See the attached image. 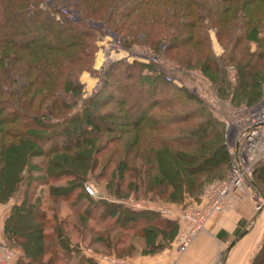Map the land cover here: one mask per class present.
<instances>
[{
	"label": "trees",
	"instance_id": "obj_1",
	"mask_svg": "<svg viewBox=\"0 0 264 264\" xmlns=\"http://www.w3.org/2000/svg\"><path fill=\"white\" fill-rule=\"evenodd\" d=\"M52 1L0 0V204L14 200L4 236L24 250L17 264H52V256L44 259L52 251L102 264L81 256L68 237L74 213L81 225L109 221L96 231L107 248L122 242L110 235L119 228L144 236V251L155 252L161 246L155 239L173 237L178 221L94 201L86 189L91 173L102 164L96 178L107 181L116 199L133 194L188 206L185 199L201 201L205 185L228 173L225 122L161 72L144 73L145 63L113 62L99 93L83 97L80 75L91 70L98 49L94 23L125 42L137 38L155 48L165 44L169 55L187 52L181 65L198 67L230 102L253 105L264 89V0ZM60 3L74 5L77 20ZM212 33L224 63L213 56ZM227 65L236 71L234 81ZM107 88L113 93L101 97ZM110 104L118 111H99ZM253 178L264 196V160ZM34 184L47 189L33 197ZM66 209L69 215L60 216ZM254 264H264V242Z\"/></svg>",
	"mask_w": 264,
	"mask_h": 264
},
{
	"label": "rangeland",
	"instance_id": "obj_2",
	"mask_svg": "<svg viewBox=\"0 0 264 264\" xmlns=\"http://www.w3.org/2000/svg\"><path fill=\"white\" fill-rule=\"evenodd\" d=\"M53 3L52 0H47V2ZM61 10L64 14H68L70 17V14L65 12L66 10H71L74 14H76V18L78 17V11L77 8L74 5H59ZM65 8V9H64ZM77 20V19H76ZM94 25L97 27L96 30V44L98 46V49L96 50L93 65L91 70L87 72H83L80 75V81L83 84V97H90L93 94L99 93V91L102 89V86L104 84V79L106 76L107 71L110 69L111 65H113V62L115 61H125V62H138V63H145L148 67L144 68V73H152L154 75L160 74L165 78L166 81H171L174 84H177L179 86H184L188 90H190L193 94L199 96L204 103L209 107L211 112L215 117H217L219 120H222L223 113L228 110L230 105H235L233 102H230L228 98L223 97L221 94H219L218 87L212 82V80L207 77L200 69H197L195 67H189L181 65L180 60H188L189 55H187V52H177L175 55H172L166 52L165 44H161L158 48H155L154 46H150L148 44H145L142 40H136L137 38H129L131 42H125V39L121 37L117 32H115L113 29L108 28L107 26H104L101 22H96ZM139 38L143 37V34H139ZM212 37V47H213V56L224 59L225 56H222V49L221 45L218 43L214 33L211 34ZM134 40V41H133ZM112 44L119 45L120 49L122 48L121 53H113L112 52ZM256 45L253 46V51H255ZM172 55V56H171ZM123 57V58H120ZM196 57V56H195ZM193 57V58H195ZM117 58V59H116ZM223 61V60H222ZM224 63V61H223ZM195 64V63H193ZM152 71L150 72V70ZM227 75L229 76V79L231 81H234L235 76V69L233 65H227L226 67ZM166 72H169L171 75V80L167 79ZM201 80H203L205 83H202ZM110 93H113V89L107 88L106 91L99 94L102 96L111 95ZM264 94V89L261 93V95L258 97L256 101H250L248 106H254L256 103L258 104ZM145 97V96H144ZM75 109V108H74ZM139 110V108H137ZM137 109H135V112H137ZM99 111H118V109L114 108L113 104H110L108 106H105L101 108ZM223 121V120H222ZM116 135V134H115ZM228 148V147H227ZM229 152V150H228ZM43 158L41 157H35L33 158L34 161H40ZM113 169V167H112ZM229 169V168H228ZM104 171V168L102 167V164H100L93 173H91V176L89 178L87 186H90L94 194L89 193V196L94 199V201H100L101 198H104L108 201H115L111 198H114L110 193L107 191V181L105 179L96 178L100 172ZM219 179H216L214 181H217ZM212 181L211 183H213ZM210 182L205 185V187L202 190V196L204 194L205 188L207 185L211 184ZM47 189L46 187H40L36 186L35 184L32 186V193L33 197L39 193L40 191H44ZM256 191H258L260 194L261 192L255 187ZM262 195V194H261ZM133 194L130 196H122L120 198L127 200V201H133V202H152L156 204H162V203H174L169 201H162L159 198L148 199L145 196H141L139 199L135 198ZM202 198V197H201ZM116 199V198H114ZM198 200L193 201L192 198L185 199L184 203L186 205H189L191 203H195ZM86 201V200H84ZM83 201V202H84ZM190 201V202H189ZM14 200H10L7 204L10 206L13 204ZM45 203V201H44ZM6 204V205H7ZM47 204V202L45 203ZM43 204V207L45 206ZM175 205H178L174 203ZM5 205V204H4ZM80 207L82 210L85 208L84 205L77 206ZM10 208V207H9ZM9 209L6 210V214L8 213ZM50 214H52L51 211ZM1 213V212H0ZM2 214V213H1ZM0 218L3 221L4 216H1ZM69 215V210H62L61 215L62 217H66ZM86 224V225H85ZM85 224L81 225L78 221L77 214H72L69 218V221L67 223V233L68 237L71 238V242L73 244H78L79 251L81 253V256L84 257H90L93 260L97 261L98 263H101L100 256L106 255V256H116L118 258L127 260L131 263V254L134 252V248L137 245L138 242H146V239L144 236H138L135 235L134 232H129L128 230H120L119 228H115L111 232V237L121 238L122 242L118 244V246L107 248L105 247L101 242L97 241L96 238V231L102 230V228L109 224V221H104L102 219H99L98 217L93 220H89L85 222ZM139 226V224H138ZM117 229V230H116ZM180 230V229H179ZM178 230V233H179ZM168 232V231H167ZM122 233V234H121ZM177 233V235H178ZM170 235V234H169ZM177 238V236H176ZM1 241L4 244V246L9 247L11 254L8 257L5 256L2 248L0 247V264H17L19 259H21L24 256V250L19 245H10L7 238L4 236V231H2L1 234ZM176 242V239H175ZM51 254V255H50ZM50 254H46L44 256V259L52 258V264H81L79 262V258H76L75 255L77 254H70L72 258L68 255H65L63 252H57L55 253L52 251ZM103 264H107L104 262Z\"/></svg>",
	"mask_w": 264,
	"mask_h": 264
},
{
	"label": "built area",
	"instance_id": "obj_3",
	"mask_svg": "<svg viewBox=\"0 0 264 264\" xmlns=\"http://www.w3.org/2000/svg\"><path fill=\"white\" fill-rule=\"evenodd\" d=\"M65 12L70 14L72 20L77 19L76 14L71 10H65ZM111 48L113 53L122 51V48L120 49L117 44H112ZM166 77L171 80L170 73ZM201 82L205 83L203 80ZM221 116L226 126L225 143L230 154L228 173L222 179L207 185L199 203L179 207L174 203L156 204L111 198L134 209L150 210L164 217L175 218L180 229L176 238L180 252L187 250L194 237L205 230L214 213L222 211L224 203L231 194L252 188L254 197L259 201L258 208L263 204L262 195L255 189L253 177L256 165L264 160V94L258 104L254 106L230 105ZM86 189L89 193L94 194L90 186H87ZM3 228L4 224L0 218V247L5 256L9 258L10 248L4 246L1 241ZM98 260L102 264L104 262L107 264H132L116 256L103 255Z\"/></svg>",
	"mask_w": 264,
	"mask_h": 264
},
{
	"label": "crops",
	"instance_id": "obj_4",
	"mask_svg": "<svg viewBox=\"0 0 264 264\" xmlns=\"http://www.w3.org/2000/svg\"><path fill=\"white\" fill-rule=\"evenodd\" d=\"M258 208L253 189L231 194L220 212L214 213L205 230L199 232L184 252L173 237H157L161 245L155 252H145L146 243L138 242L131 254L132 264H254L264 242V196ZM9 204H0L1 216ZM165 219L164 217H161ZM154 244V245H155Z\"/></svg>",
	"mask_w": 264,
	"mask_h": 264
}]
</instances>
